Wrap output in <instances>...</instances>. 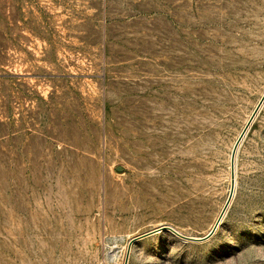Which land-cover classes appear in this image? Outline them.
Here are the masks:
<instances>
[{
	"label": "rangeland",
	"instance_id": "rangeland-1",
	"mask_svg": "<svg viewBox=\"0 0 264 264\" xmlns=\"http://www.w3.org/2000/svg\"><path fill=\"white\" fill-rule=\"evenodd\" d=\"M263 95L264 0H0V264H264Z\"/></svg>",
	"mask_w": 264,
	"mask_h": 264
},
{
	"label": "water",
	"instance_id": "water-1",
	"mask_svg": "<svg viewBox=\"0 0 264 264\" xmlns=\"http://www.w3.org/2000/svg\"><path fill=\"white\" fill-rule=\"evenodd\" d=\"M263 103H264V95H263L262 99L260 100L258 106L256 107V109H255V111H254L252 117L250 118V120H249L247 126L245 127L244 131L242 132V134H241V136H240L238 142L236 143V146H235V148H234V150H233V153H232V160H231V164H232V174H233V170H234L235 155H236L237 147H238L240 141L242 140L243 136L245 135L247 129H248L249 126L251 125L252 121L254 120V118H255L257 112L259 111V109L261 108V106H262ZM229 202H230V201H229ZM229 202H228V204H229ZM228 204L226 205V207H225L224 210L222 211L221 215L219 216V218H218V220H217V222H216L214 228L210 231V233H209L207 236H205V237H203V238H196V237L185 236V235L181 234L180 232H178L177 230H175V229H174L173 227H171V226H163V227H161V228H159V229H156V230L150 231V232H148V233H146V234H144V235H142V236H139V237L135 238V239L131 242L130 247H131V245H132L134 242L139 241V240L144 239V238H147V237H149V236L155 235V234L160 233V232H162V231L171 232V233H173L174 235H176V236H178V237H181V238H183V239L186 240V241H192V242H202V241H206V240H208L209 238H211V237L215 234V232H216V230H217V228H218V226H219V224H220V222H221V220H222V218H223V216H224V213H225V211H226V209H227V207H228ZM128 254H129V253H128Z\"/></svg>",
	"mask_w": 264,
	"mask_h": 264
},
{
	"label": "bare ground",
	"instance_id": "bare-ground-1",
	"mask_svg": "<svg viewBox=\"0 0 264 264\" xmlns=\"http://www.w3.org/2000/svg\"><path fill=\"white\" fill-rule=\"evenodd\" d=\"M170 226V225H169ZM172 227V226H171Z\"/></svg>",
	"mask_w": 264,
	"mask_h": 264
}]
</instances>
